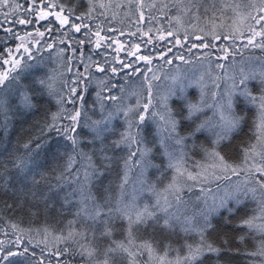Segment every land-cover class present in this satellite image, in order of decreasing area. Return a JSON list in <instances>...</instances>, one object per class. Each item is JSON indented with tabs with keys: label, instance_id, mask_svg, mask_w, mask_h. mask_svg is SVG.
Returning a JSON list of instances; mask_svg holds the SVG:
<instances>
[{
	"label": "snow or ice",
	"instance_id": "6c2138e0",
	"mask_svg": "<svg viewBox=\"0 0 264 264\" xmlns=\"http://www.w3.org/2000/svg\"><path fill=\"white\" fill-rule=\"evenodd\" d=\"M128 2L129 5L135 3L137 11L140 12V20L145 18L142 9L157 7L156 3L146 5L144 0ZM30 3L32 7L25 9L30 13V17H16L11 22L24 26H35L40 21H47V24L34 28V31H26L23 35L13 31L11 27L3 29L20 43L14 49L6 48L0 51V128L8 131V125L14 116L35 113L49 101H55L57 105V111L51 113V119L39 126V134L35 139L40 140L44 137L46 142L47 135L55 132L67 141L64 145L66 163L57 177L56 187L63 186L65 173L69 174L76 184L73 191L64 197L61 209L74 205L73 219L68 221L66 232L63 229L58 232H49L47 227L44 229L53 236L54 241L63 243L64 247L57 248L54 253L57 258L69 257L62 264H75L76 256L81 258L80 264H203V258L207 254L222 258V252H231L232 249L227 247V239L222 240V246L209 240L210 231H216L213 217L221 216L223 210L225 214L221 218L225 224L230 223V218L242 207L247 206L249 198L255 202L257 208L253 209L251 216H246L236 225L237 228L248 230L239 237V240L243 242L245 236L252 233L259 235L261 237L259 248L247 255L264 257V59L258 57L259 66L250 68L248 72L242 68L239 78L232 77L231 85L223 92L212 91L210 94L205 92L203 76L188 83L179 76H174L172 86L160 97L159 107H156L153 104L151 81L158 77L155 74L151 78L147 76V72L152 71L150 65L154 57L151 53H142L140 43H132L125 48L124 43L117 39L102 35L103 29L99 25L93 31L87 24H77L75 21H82L83 15H75V7L66 9L59 0H50L44 7H40L44 0H30ZM88 3L91 6L92 0H88ZM99 6L105 7L103 4ZM174 6L185 13L195 9L193 17L205 21V26L199 29L202 35L192 36V41L199 43H189L186 33L183 42L176 36L175 45L185 48L187 44L189 52L192 49H216L224 53L218 57L221 59H227L229 51L237 49V41L240 42L239 47L244 49L258 48L264 51V0H188L187 6L183 0H175ZM20 7L22 5L13 3L12 0H0V9L10 10L3 12L5 20L11 12ZM166 9L171 11L169 3L162 2L158 11L166 16ZM88 11L91 12L92 7ZM49 17H54V20H50ZM153 19L157 18L150 16L149 23ZM176 19L179 21L180 17L177 16ZM82 27L86 31L81 32ZM41 28L45 30L41 31ZM73 31L80 33L83 38L72 36L70 40H66L65 37ZM108 31L112 32L114 29L109 28ZM140 31L138 28L137 32ZM158 31L161 32L158 38L164 40L166 37L163 30ZM46 32L49 34L62 32L59 43L65 44L66 47L59 49V53L71 51L72 56L67 58L69 65H72L73 58L79 59L83 65V71L76 66L70 81L68 79L61 81V88L56 87L59 79L56 74L41 76L32 71L42 66L43 61L38 59L41 53L51 51L55 46L56 38L53 37V42L49 43ZM151 32L152 29L149 28L142 34L144 44L153 42ZM123 34L121 32V35ZM130 35L135 36L136 32ZM166 35L171 37L174 33L169 30ZM144 36L148 39H143ZM72 42L80 46L93 44L94 48L91 50L93 52L101 48L109 49L113 44H117L113 49L117 55L109 62L105 52H96V55L104 57L103 62H100L93 59L92 55L85 57L82 49L72 47ZM121 51H124L125 57L133 59L126 63L125 59L118 55ZM171 51V48L167 49L159 58L171 64V59H164ZM174 58L185 63L190 62L183 55ZM31 61L35 63H30ZM140 61L149 65L143 77L147 95L145 96L143 88L137 85L125 97L124 86L112 82V79L125 69H131V72L120 77L127 83L129 75L135 76L141 71L136 67V63ZM117 63L120 65L119 68L115 66ZM217 67L222 68L224 65L218 64ZM92 69L103 76H94ZM67 71L71 72L72 67L70 66ZM251 81L258 84L257 91H253ZM93 82L98 90L95 102L88 107L95 112L98 105L97 119L89 115L85 101V95ZM117 87L119 92L113 93V89ZM190 87L200 89L198 102H193L187 96V89ZM216 88H219V84H216ZM132 97H136L135 103L128 104L127 101ZM172 98L182 101V106L173 108L169 104ZM67 105L72 107L69 108ZM250 110L253 111V127L250 129L252 138L241 146V158L237 163L223 154L224 148L221 145L230 146L233 134L241 131L247 123ZM121 116L125 128L119 133V139L113 140L109 145L106 141L115 131L113 121ZM185 121L188 122V127L185 130L186 134L182 135L181 126ZM149 122L155 125L151 140L144 134V128ZM81 128H86L91 133L87 141L92 145L91 152H85L81 147L82 139L78 131ZM202 132L212 137L211 150L200 146L212 161L210 165L214 170L212 172H208L200 165L197 167L201 170L196 172L189 171L187 167V142L194 140L197 134ZM31 145L30 139L22 145L26 150L24 154L14 156L9 154L7 162L0 160V178H3L0 189L7 190L8 179L5 173L15 170V179L22 187L27 188V192L35 200L36 186L40 183L37 179L40 173L35 172V169L40 165L34 159ZM41 147L42 143L35 144L36 150ZM120 147L127 150V155L123 157L124 172L117 186L118 192L112 195L105 189L98 197L92 191L93 183L112 166L113 157L109 155V150ZM157 152L166 159L165 167L173 173L163 189H158L157 183L148 179L150 169H157L161 176L164 175L161 165L155 163L153 159ZM97 156L99 164L94 159ZM217 169L225 173L230 171L232 175L237 176L244 172L246 179L235 182L221 195L213 197L211 204L205 201L204 208L190 211L187 202L181 196L184 188L192 187L188 181L203 184L209 179L219 178V173L215 171ZM133 170L138 172L129 192L126 186L129 184V174ZM51 187L53 186L49 185V188ZM145 195L155 197V202L142 200ZM40 199L44 201L45 210L52 207L50 197L41 194ZM8 207L11 208L12 205ZM18 207L23 208V203L18 204ZM12 227L15 229L18 226L13 224ZM117 231L123 232L122 240L115 239ZM177 233L183 234L184 237L181 248H174L171 243V238ZM188 237H192L191 242ZM27 251L25 248L24 252ZM18 255L23 256V252L8 251L0 255V261L14 264L9 258Z\"/></svg>",
	"mask_w": 264,
	"mask_h": 264
},
{
	"label": "trees",
	"instance_id": "16d2710c",
	"mask_svg": "<svg viewBox=\"0 0 264 264\" xmlns=\"http://www.w3.org/2000/svg\"><path fill=\"white\" fill-rule=\"evenodd\" d=\"M13 3L22 5V7L16 9L15 12H11L8 19L5 20L3 12L10 11L8 9H0V51H4L6 48H10L14 42L15 38L12 37L10 33L5 32L3 29L11 27L13 31H20L21 34L26 31H34V28L41 27L43 24H47V21H40L33 25H19L14 24L13 21L16 17H30V13L26 12V8H31L32 5L30 0H12ZM50 0H44V3L40 7H44ZM66 9L75 7V15H83V20H76L77 24H87L93 31L96 30V26L99 25L103 29L102 35H107L109 37L117 39L119 42L124 43L125 48L129 47L132 43L141 44V52L144 54L151 53L153 55V61L150 67L152 68L151 72H147L149 78L155 74L158 79L152 80L153 85V104L156 107H159L160 97H162L170 87L166 86L167 74L174 68L175 65L184 63V61L175 59L177 55H183L186 60L193 61L197 58H202L206 61H222L226 59H221L224 55L223 52L216 49H206L205 53L208 55H195V49H192L191 52L187 51V44L185 48H181L179 45H175L172 41V38L179 36L183 42L185 34H188V42H194L191 40L194 34H200L199 29L205 26V21L203 19L196 20L192 13L195 9H192L191 12H182L179 11L177 7L174 6L175 0H144L145 4L156 3V8H147L142 9L144 13V20H140V12L137 11L136 5L133 2L129 5L128 0H92V5L90 6L88 0H59ZM169 3L171 11L165 10L167 12L166 16L161 15L158 11L160 4ZM185 6L188 5V0H183ZM103 4L105 7L101 8L99 5ZM92 7V11L89 12L88 9ZM201 15L203 12L201 10ZM150 16L156 17L150 23L148 18ZM179 16L180 19L177 21L176 17ZM50 20H54V17H49ZM74 19V17H73ZM230 23V21H229ZM247 23V22H245ZM112 28L114 31L109 32L108 29ZM140 29V32H137V29ZM151 28L152 32L150 33L152 37L151 44H144L141 36L143 33H146L148 29ZM162 29L163 34L168 38V43L163 42L159 38L156 40L161 32L158 30ZM44 28H41V31H44ZM171 30L174 35L168 37L166 33ZM86 31L85 28H81V32ZM121 32L124 34L121 35ZM136 32V35L131 37L130 34L125 33ZM62 32H56L54 34H49L46 32V38L49 43L53 42V37H55V46L51 51H43L38 59L43 61V64L39 68H35L32 71L38 75L44 76L47 74H56L59 79L56 82V87L61 88V81L63 79H68L69 81L73 78V74L76 71V66L79 67L80 71H83V65L80 64L79 59L73 58L72 65H69L67 58L72 56L71 51L64 52L63 54L59 53V49L65 48V44L59 43V38L61 37ZM72 36L83 38L80 33L70 32L68 37H65L66 40H70ZM143 39H148L147 36H144ZM43 43V41H42ZM110 43V41H106ZM227 43V42H226ZM173 44L174 46H171ZM237 49L230 50L227 55V59L231 61L237 59H250L247 63L244 61L245 69L249 71V65L254 63L253 67H258L260 60L257 58L264 55V51L260 49H253L252 51L239 47V41H237ZM72 47L77 49H82L84 56L92 55L93 59L103 62L104 57L96 55V52H105L108 57L109 62L111 58L117 53L113 51L117 47V44H113L112 48L109 49H97L95 52L91 51L94 48L93 44H85L80 46L75 42H72ZM171 48L172 51L168 52L164 59H171L172 63L167 64L164 60L160 59V55ZM158 49V50H157ZM161 54H160V53ZM6 53V52H5ZM242 54V55H241ZM79 52L77 53V56ZM121 58L125 59L127 63L128 60L133 58L125 57L124 51H121L118 54ZM189 56V57H187ZM87 63L88 61L85 60ZM30 63H35L31 61ZM72 67V71L69 72L67 69ZM117 68L120 65L115 64ZM136 67L141 69L135 76L129 75L128 82L125 83L120 77L124 76L126 73L131 72V69H125L124 72L119 73L118 76L113 77L112 82L117 83L118 85H123L125 88L124 96L127 97L128 93L131 92L137 85H140L143 88L144 95H147V88L143 83V77L149 65H146L143 61L137 62ZM224 68V67H223ZM93 75L96 77H102L103 74L95 72L92 69ZM63 74V75H60ZM31 79V77H29ZM185 83H188V76H182L181 78ZM217 81L215 79H208L204 82L206 85L205 90L207 93L211 91L221 92L219 88H216ZM212 85H215L212 87ZM250 86L253 91L258 90V84L255 81L250 82ZM97 87L95 82L91 84L88 88V91L85 95L86 107L95 102ZM119 87L113 89V93H118ZM197 94L200 97V93L195 90L188 88L187 96L193 102H198ZM47 99V98H45ZM136 97H132L127 101L128 104H134ZM110 103V102H108ZM169 104L173 108H180L182 106V101L172 98L169 101ZM71 108L72 105H67ZM57 111V105L55 101H49L44 107L35 113H30L25 116H14L10 121L8 127L9 130L5 131L3 128H0V160L7 162L9 154L22 155L26 151L23 148V144L30 139L32 140L31 149L34 154L35 161L40 165V167L35 169V172L40 173L37 175V179L40 180L39 185H37V197L33 200L30 194L27 192L26 187L22 185L15 179L16 172L11 170L5 173V177L8 179V188L7 190L0 189V255L7 253L8 251H13L17 253L23 252V256L10 257L9 259L14 262V264H62V262L69 257H59L57 258L54 253L57 248L62 249L64 247L63 243L56 242L53 239V236L44 231L45 227L49 229V232L63 229L67 231V223L69 220L73 219V212L75 210L74 205H69L62 209V203L64 197L71 193L76 187V184L73 182L72 177L65 173L63 186L57 188L58 184L57 177L63 171L64 164L66 163V157L64 156V145L67 143L62 136L57 135L55 132H52L47 135L46 142L45 138L41 137L40 140H36L35 136L39 134L38 128L46 120L51 119V113ZM186 111V110H185ZM89 115L93 119L99 118L98 105L95 110L91 107H88ZM210 115V112L207 113ZM252 120H253V111H249L247 123L242 127V130L238 133L233 134L232 140L229 142L228 147H224L223 154L226 155L228 159L237 154L234 161L239 162L241 158L240 148L242 145L249 142L252 138ZM67 123V121H63ZM115 128L114 133L110 134L107 138L106 143L111 145L113 140L119 139V133L124 130L125 125L123 123V117L121 116L117 120L113 121ZM188 127V122L185 121L181 126V134H186V128ZM81 135L82 144L81 147L85 152L92 151V145L88 144L87 141L91 137V133L86 128L78 129ZM155 131V125L149 122L144 128V134L149 140L153 139V134ZM36 143H42V147L39 150L35 149ZM188 147L186 151L188 152V159L186 161L189 171H199L200 168L197 165L203 166L207 169L208 172L213 170L210 165L212 161L206 156L205 152L201 149V145L204 148L211 150L212 148V137L207 133L197 134L194 140L187 142ZM195 144V147H193ZM109 155L113 157L112 166L107 168L104 171V175L100 176L93 183L92 191L96 196H100L105 192V189H108L109 193L115 195L118 192V184L124 172V160L123 157L127 155V150L124 147L112 148L109 150ZM96 163L99 164V157H94ZM155 163L161 165V170L164 175L161 176L160 172L157 169H150L148 172V179L157 183L158 189H163L166 186L173 173L170 169H167L165 166L167 164L166 159L160 155L158 152L153 156ZM79 165H77L78 167ZM138 170H133L129 175V184L126 186L128 191L131 192L133 183L136 179ZM222 173V172H221ZM41 175L43 179H41ZM219 179H209L206 183H194L188 181V184H191V188H184L181 192L182 198L187 202L190 211L204 208L205 201L208 204L213 202V197H218L223 193V191L230 187L228 180H231V176H228V173L222 174ZM81 179H83L81 175ZM0 184H3V178H0ZM49 185L53 187L49 188ZM30 186V184H29ZM203 189V191H202ZM41 194L51 198L52 207L45 210L44 201L40 199ZM146 200L149 203L155 202V197L147 196L141 198ZM23 203V208L18 207V204ZM248 202L246 207H242L235 215L230 219L231 222L225 224L224 220L221 218L225 213L222 210L221 216H214L213 223L216 225V231H210L208 238L211 242L215 243L218 246H222V240L227 239V247L231 248V252H222L221 257L218 258L213 254H207L203 258V264H264V257L261 258L260 255H247V253L255 252L259 248L260 236L259 235H246L243 242H240L239 237L248 232L246 228H237L236 225L239 223V219L246 217L247 212L250 210L248 207ZM8 205H12L11 208ZM231 206V205H230ZM34 213V214H33ZM16 224L18 227L13 228L12 225ZM117 227H119V222H117ZM150 231V230H149ZM147 233L145 238H147ZM124 234L122 231H117L115 233V239L122 240ZM189 242H191L192 237H188ZM171 243L174 248H181L184 243L183 234L177 233V235L171 238ZM27 248V252H24V249ZM183 250V249H181ZM80 257H75V264H80ZM263 259V260H262ZM252 261V262H251ZM0 264H8L7 261H0Z\"/></svg>",
	"mask_w": 264,
	"mask_h": 264
},
{
	"label": "rangeland",
	"instance_id": "374dc122",
	"mask_svg": "<svg viewBox=\"0 0 264 264\" xmlns=\"http://www.w3.org/2000/svg\"><path fill=\"white\" fill-rule=\"evenodd\" d=\"M18 32L20 33V35L24 34V33L21 34L20 31H18ZM125 33L130 34L129 32H125ZM130 36L133 37L132 35H130ZM158 37H156V40L158 39ZM173 40H175V38H172V41ZM191 40H192V38H191ZM162 41L166 42V43L169 42L167 37ZM194 42L199 43V41H194ZM19 43H20V41L16 39L14 44L10 48L14 49L15 46L18 45ZM173 43H175V41ZM189 43H191V42H189ZM239 44H240V42H239ZM171 46H174V45L171 44ZM205 50L206 49H195L196 52L193 56L200 55L201 57H203V55L205 54ZM247 50L252 51L253 49L249 48ZM6 54L7 53H5V55ZM187 57H189V56H187ZM260 58L264 59V55H262V57H260ZM249 60H250L249 58L248 59H242V60L237 59L234 61H231L230 59H226V60H222V61L217 60V61H211L210 62V61H206L202 58H197L193 61H190L189 63L184 62V63L178 64V65H175L174 68L170 71V73L167 74L165 85L168 87H171L172 86V77H174V76H179L180 78H182V76H188L189 77L188 82L194 81V80L198 79L199 77L203 76V81H202L203 84L208 79H215L217 81V84H219V90L221 92H223L226 87L231 85V83H232L231 78L232 77H236L237 79L239 78L242 68L244 69L245 72H248V69L244 68L245 65L243 64V62L245 61L247 63V61H249ZM218 64L224 65V68L223 67L218 68L217 67ZM253 66H254V63L249 65V68H253ZM215 85H212V87H214ZM190 88L193 90H195V88H196L197 92L200 93L199 88H197V87H190ZM205 92H207V91L205 90ZM211 92H209V94ZM197 98H199L198 94H197ZM235 157H237V154L233 155V157H231L230 160L234 161ZM212 171H214V170H211V172ZM215 171H217L219 173V178H221V181H222L221 176L224 172L221 173V172H219L218 169ZM226 173H228V176H231V180L227 181V183H229V186L234 185L235 182H242L243 180L246 179L244 172H240V174L238 176L232 175L230 171L226 172ZM219 178H215V179H219ZM248 203H249L248 207L250 208V210L247 212L246 216H251L253 209H256L257 206H256L255 202L251 200V198H249ZM240 220L241 219H239L238 222H240ZM252 235H255V233H252ZM260 239H261V237H260ZM255 257H257V256H255ZM261 258H263V257L261 256ZM252 264H253V262H252Z\"/></svg>",
	"mask_w": 264,
	"mask_h": 264
}]
</instances>
